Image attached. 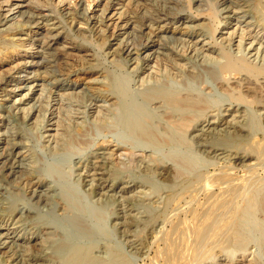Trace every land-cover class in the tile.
<instances>
[{
    "label": "bare ground",
    "instance_id": "6f19581e",
    "mask_svg": "<svg viewBox=\"0 0 264 264\" xmlns=\"http://www.w3.org/2000/svg\"><path fill=\"white\" fill-rule=\"evenodd\" d=\"M251 224L264 0H0V264H261Z\"/></svg>",
    "mask_w": 264,
    "mask_h": 264
},
{
    "label": "rangeland",
    "instance_id": "374dc122",
    "mask_svg": "<svg viewBox=\"0 0 264 264\" xmlns=\"http://www.w3.org/2000/svg\"><path fill=\"white\" fill-rule=\"evenodd\" d=\"M110 67L109 65H106V67ZM85 76L83 75L81 77L78 76H74L73 77V80H78L80 82H82V79H84ZM35 140V139H34ZM199 164L201 165H204V161H199ZM207 167H204V168H201L202 170H205ZM255 224V223H254ZM252 225L251 224L249 226V228H252ZM258 225V224H256ZM253 226L252 228V231H251V237H252V244L249 250V253H254V255L258 258L259 262L261 264H264V251H263V237H262V234L261 232L258 230V226ZM253 229H257V231L255 232ZM252 251V252H251ZM237 256H240V254H238ZM214 257V258H213ZM223 257V258H222ZM252 258V256H250L249 258H247V260H250ZM242 258L241 257H237L235 258V261H233V264H238L239 263V260H241ZM218 260V261H216ZM229 264L230 261H229V258L226 254H222V255H213V254H209L206 258H203V259H200V261H198L196 264H225V263ZM246 264H248V262H246Z\"/></svg>",
    "mask_w": 264,
    "mask_h": 264
}]
</instances>
